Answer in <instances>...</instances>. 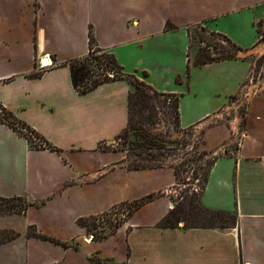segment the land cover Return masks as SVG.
<instances>
[{"label":"crops","instance_id":"1","mask_svg":"<svg viewBox=\"0 0 264 264\" xmlns=\"http://www.w3.org/2000/svg\"><path fill=\"white\" fill-rule=\"evenodd\" d=\"M263 21L264 0H0V104L56 148L31 149L0 123V198L30 205L0 215V264H264V68L250 59ZM196 26L243 53L191 65L187 78ZM90 34L124 75L178 96L180 129L202 134L200 149L217 156L201 203L235 214V227H158L174 208L173 169L128 170L113 146L127 126L129 82L86 95L71 85L66 64L88 55ZM234 97L246 102L240 131L224 118ZM150 195L107 238L78 224Z\"/></svg>","mask_w":264,"mask_h":264},{"label":"trees","instance_id":"2","mask_svg":"<svg viewBox=\"0 0 264 264\" xmlns=\"http://www.w3.org/2000/svg\"><path fill=\"white\" fill-rule=\"evenodd\" d=\"M171 25H166V29H172ZM202 30H206L202 28ZM207 31V30H206ZM211 35L216 37H220L223 42L233 50L225 49L221 47L219 50L218 47L208 42L207 50L199 49L194 56L193 61L190 59V48L191 44L189 42V51H188V61H187V78L189 76L190 66H203L206 64L220 62L224 60H232L236 58V54L240 51V49L232 43L225 36L210 32ZM189 36V33H188ZM95 48V49H94ZM210 48L214 49L213 53H210ZM70 71V79L71 85L73 89L79 95H86L87 93L93 91L98 86L113 82L117 80H127L131 86V90L128 94V122L125 129L117 136L116 142L118 140H123V145L129 143V139L133 136L136 140H139L134 144L133 148H124L121 151H125L127 156L130 157L131 151L139 149L142 152L150 151L152 148L155 149H163L164 141L160 137V134L156 132H152V130L146 128L145 124L149 123L151 120L150 114L149 116L144 115L145 111L152 112L156 109L157 99L159 98H173L172 111L175 116L176 126L179 127V110H178V96L172 94H166L162 92H158L153 89L150 85L145 82L137 79L134 76H126L122 73L121 66L117 63L115 57L107 52H104L95 47L94 40L90 34L89 37V53L83 58L74 59L70 61L68 64ZM40 73H34L31 77H39ZM135 99V101H134ZM137 107V108H136ZM0 111L3 114V117L0 118V123L8 126L11 130L17 133L21 138H23L29 145L31 149L42 150L48 149L55 151L56 148L51 146L46 139L40 136L35 130H33L29 125L25 122L18 120L11 112L7 111L0 104ZM21 130V131H20ZM22 131L26 132V135L22 134ZM38 140V143L32 141ZM181 144V143H180ZM183 145V144H182ZM185 146V145H183ZM197 148V145L195 146ZM189 155L188 153L185 156ZM207 152L201 151L198 154L197 158H189L187 160H183L180 165L190 166L194 161L203 158L206 156ZM217 156L214 157L210 162L206 163L204 167H199L200 170V193L191 192L186 196H180L182 201L181 203H177L172 210L168 212V214L158 223V227L160 229H173L178 228L180 219L183 222V229H228L235 227L236 224V215L230 212L222 211V210H211L204 207L201 203L200 196L203 192L208 177L210 174L211 167L213 166L214 161ZM145 161L134 160L128 166V170H144V169H158L163 168L160 164L152 163L156 159H144ZM173 169L176 183H178V171L174 166H169ZM186 172V169L183 170ZM153 198V195L147 196L141 200L122 204L127 205L128 212L127 216L131 215L134 211L140 208L143 204L150 201ZM17 202H22L21 204H15ZM30 205L24 201L22 198H0V215L3 214H21L26 209H28ZM97 217H90L79 219L78 224L82 227H85L89 232L88 226L86 225V221L89 219H93ZM121 222L117 225L113 226L109 232L101 233V234H92L94 239H104L109 235L114 233V231L118 228ZM36 235V237H41L44 239H49L55 243H61L60 241L48 237L46 235H39L35 233H31ZM64 246L67 244L64 243Z\"/></svg>","mask_w":264,"mask_h":264},{"label":"rangeland","instance_id":"3","mask_svg":"<svg viewBox=\"0 0 264 264\" xmlns=\"http://www.w3.org/2000/svg\"><path fill=\"white\" fill-rule=\"evenodd\" d=\"M204 28V27H202ZM206 29V28H205ZM207 30V29H206ZM202 30L201 26L188 28L189 33V42L191 44L190 48V59L193 61L195 53L200 49H208L207 44L211 42L212 47L216 46L221 49V47L231 50L225 42L220 37H216L210 34V30ZM215 33V32H214ZM261 47V48H260ZM256 48H260L256 55H251L250 59L257 58L256 61V69H259L262 65L264 68V38L262 41H259L258 46ZM95 49V48H94ZM210 53L214 52V49L210 48ZM233 53V50H231ZM239 51L237 55H240ZM264 73L261 74L263 76ZM248 80L246 83L242 85L243 90H245V86L248 85ZM237 97H234L231 101V104L226 107L224 112V118L228 121H236V125L239 128V131L242 129L243 125V115L245 111V100L237 101ZM135 101V99H134ZM173 104V98H159L157 99L156 109L152 112L145 111L144 115L150 114L151 120L149 123L145 124L146 128L152 130V132H156L160 134V137L163 139V149H155L152 148L150 151L142 152L139 149L131 151L130 157L127 156L125 151H122L126 154L125 165L128 166L134 160L145 161L144 159H156L152 163L160 164L163 167L174 166L179 175H178V183L174 187L170 196L172 197L173 205L175 206L177 203L183 202L181 199V195L184 197L191 192L200 193V170L199 167H204V165L210 162L214 157V155H206L203 158L194 161L190 166L180 165L183 160H187L189 158H197L198 154L202 151L200 149V144L202 141V134L200 136H194V129L182 130L176 126L175 116L171 109ZM137 108V107H136ZM3 117V114L0 111V118ZM21 131V130H20ZM202 133V132H201ZM22 134L26 135V132L22 131ZM38 143V140H32ZM133 136L130 137L129 143L123 145V140L115 141L114 148H117L121 151L123 147L125 148H133L134 144L138 142ZM181 143V144H180ZM185 146H183V145ZM197 145V148L195 147ZM233 148V147H232ZM189 154L185 156V154ZM186 169V172L183 170ZM15 204H21L22 202H17ZM127 205H118L108 211L107 213L93 219H89L86 221V225L88 226L90 234H101L107 233L110 229L117 225L119 222L126 217L128 212ZM179 225H183V222L180 219Z\"/></svg>","mask_w":264,"mask_h":264},{"label":"built area","instance_id":"4","mask_svg":"<svg viewBox=\"0 0 264 264\" xmlns=\"http://www.w3.org/2000/svg\"><path fill=\"white\" fill-rule=\"evenodd\" d=\"M263 38H264V21L260 24L259 36H258L259 41H262ZM44 57H46V59H48V56L47 55H45ZM48 65H50L49 60H48L47 63L38 62V69H39V71L46 70V68H47ZM89 237H91V236H89Z\"/></svg>","mask_w":264,"mask_h":264},{"label":"water","instance_id":"5","mask_svg":"<svg viewBox=\"0 0 264 264\" xmlns=\"http://www.w3.org/2000/svg\"><path fill=\"white\" fill-rule=\"evenodd\" d=\"M48 59L44 58L42 63H47Z\"/></svg>","mask_w":264,"mask_h":264},{"label":"bare ground","instance_id":"6","mask_svg":"<svg viewBox=\"0 0 264 264\" xmlns=\"http://www.w3.org/2000/svg\"><path fill=\"white\" fill-rule=\"evenodd\" d=\"M50 62V61H49Z\"/></svg>","mask_w":264,"mask_h":264}]
</instances>
